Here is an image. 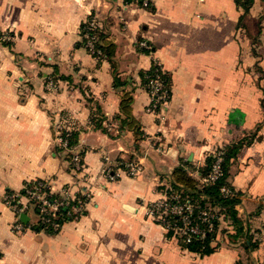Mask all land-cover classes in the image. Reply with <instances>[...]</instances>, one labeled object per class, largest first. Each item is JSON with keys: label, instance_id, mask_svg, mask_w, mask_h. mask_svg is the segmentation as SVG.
I'll use <instances>...</instances> for the list:
<instances>
[{"label": "crops", "instance_id": "obj_1", "mask_svg": "<svg viewBox=\"0 0 264 264\" xmlns=\"http://www.w3.org/2000/svg\"><path fill=\"white\" fill-rule=\"evenodd\" d=\"M126 1L0 0V264H235L242 254L264 264V0L247 10L237 0H152L147 8ZM90 12L113 43L109 58L81 44ZM153 65L169 77L162 119L146 110L142 74ZM46 76L55 90L44 88ZM58 116L85 149L94 192L77 219L51 233L33 208L23 221L3 197L33 180L56 193L79 188L55 143ZM233 146L226 186L243 231L223 210L221 241L200 256L148 208L173 185L189 188L176 169L199 188L213 152ZM104 154L138 162L140 171L120 165L110 179Z\"/></svg>", "mask_w": 264, "mask_h": 264}, {"label": "built area", "instance_id": "obj_2", "mask_svg": "<svg viewBox=\"0 0 264 264\" xmlns=\"http://www.w3.org/2000/svg\"><path fill=\"white\" fill-rule=\"evenodd\" d=\"M126 3H136L140 7H150L152 0H127ZM87 32L83 35L87 38L84 47L95 58L101 56V51L96 49L94 42L96 40L95 31L101 27L99 14L97 12H90L84 21ZM8 39L10 37H7ZM140 45L149 47L145 42ZM45 87L48 90H53L57 87L56 81L47 76ZM146 88L149 93V103L147 111L155 113L159 118H163V111L169 101V91L161 77L156 74L153 78H149ZM74 130L72 125L67 123L64 118L58 119L54 123L55 140L58 147L65 151L70 166L71 172L76 179L77 188L75 186H64L59 193L52 190L50 182L47 180H39L35 184L23 186V192H9L4 194L3 200L10 205L17 215L26 213L30 208H33L37 217L39 225L50 226L52 229L57 230L61 223L55 219L60 216V208L66 207V213L73 215V219H77L84 210V206L88 199L91 197V187L89 185V175L86 173L85 162L83 154L85 149L81 146L79 141L69 143V136ZM213 162L210 171L202 178L203 182L213 184L222 175V161L223 151L217 149L213 152ZM120 165H124L125 169L130 174H136L140 171V165L135 161H119L113 159L110 161L107 158V166L105 167V175L110 179H115L120 173ZM112 166H117L116 172ZM36 181V180H33ZM32 182V181H29ZM78 183V184H77ZM80 186H84L81 190ZM221 191L224 194L231 193V189L226 186H221ZM197 213L193 212V205L188 200L180 201L176 194L164 195L160 200L156 201L153 206L148 208L147 214L154 220H157L165 226L167 230L172 229L173 233L185 237L186 241L197 235L202 238L205 230L212 228L210 219L214 216L211 212V206L208 203L205 207L197 206ZM177 215L179 223L170 222L168 215ZM196 219V221H195ZM222 219V214L218 216ZM205 224L206 227L199 225ZM24 225L18 218L14 224L13 229L19 231L23 229ZM206 228V229H205Z\"/></svg>", "mask_w": 264, "mask_h": 264}, {"label": "trees", "instance_id": "obj_3", "mask_svg": "<svg viewBox=\"0 0 264 264\" xmlns=\"http://www.w3.org/2000/svg\"><path fill=\"white\" fill-rule=\"evenodd\" d=\"M237 3L241 6H243V8L245 10L248 9L251 0H237ZM86 33H91L90 31L87 32L86 30V25L83 23L82 27H81V44L82 46H84L87 38L83 35H85ZM95 35H96V40L94 42V46L96 49L101 51V56L100 57H110L112 55L113 52V43L109 42L107 40L104 39V33L102 30V27L98 28L95 31ZM145 74V75H144ZM156 74H158L161 79L163 80V82L165 83V86L167 88H169V77L166 75V73H164L161 68L158 65H153L152 68H150L148 71H146L145 73L142 74V79H143V84L144 87L146 88L147 86V82L149 78H153ZM144 75V76H143ZM116 82L117 84H121L122 82L119 80V78H116ZM130 100V97H128V95H126L124 102H128ZM95 125L103 128V126H101L100 123L97 122V119L95 121ZM77 141V133L72 131L70 136H69V143H74ZM236 147L233 146L232 149H229L227 151L221 149L223 151V161H222V175L217 179V181L213 184H209L207 182H203L199 183L200 187L198 188L196 185V181L187 176L184 171L179 168L176 169L178 175H180L181 177V181H183V183L185 185H187L189 188L188 189H181L178 186L173 185V187L166 189V195H172V194H176L179 198L180 201H185L188 200L189 202H191V204L193 205V212L194 214L197 213V206L199 205L200 207H205L208 203L210 204L211 208V212L214 214V216L210 219V222L212 223V228L210 230L206 229L205 230V234L202 238H200L197 235L192 236L189 241H186L185 237L180 236L178 238L179 240V244L181 247L195 252L197 254H199L200 256H204V255H208L211 254L215 251V249L218 247L219 243L218 242H214L215 238H216V233L218 230V225L220 222V219H218V216L221 214V212L224 210L225 211V215L229 216V218L231 219L233 225L236 227V231L239 233H242L243 231V223L242 221L238 218L237 216V212L236 209L234 207V203L236 202V197L234 195L229 194H224L221 191V186L222 185H226V162L228 160V158L232 154L235 152ZM213 157H211V159H209L206 168L203 170L202 172V177H204L211 168V164L213 162ZM39 180L36 181H32V182H26V185H32L35 184L36 182H38ZM20 192H23V188L20 190ZM204 195V196H203ZM222 205H226L225 208H221ZM215 206H219L220 208H216ZM68 208H64L61 207L60 208V216L58 218H56L55 220L58 221L59 223H63L69 220L73 219V215H68L66 213V210ZM168 219L170 222H176L177 224L179 223L178 221V216L177 215H172L169 214L168 215ZM196 221V219H195ZM199 225L206 227L205 224L200 223ZM41 228L45 229L48 232H54L55 230L52 229L50 226H42L40 225ZM173 233L172 229L168 230L167 235L171 236Z\"/></svg>", "mask_w": 264, "mask_h": 264}, {"label": "rangeland", "instance_id": "obj_4", "mask_svg": "<svg viewBox=\"0 0 264 264\" xmlns=\"http://www.w3.org/2000/svg\"><path fill=\"white\" fill-rule=\"evenodd\" d=\"M136 4V3H135ZM138 5V4H137ZM139 6V5H138ZM9 37H11V36H9ZM46 79H47V76L46 77H44V79H43V85H44V88H46L45 87V81H46ZM56 89V88H55ZM55 89H53V90H55ZM58 119H60V116H58V118L56 119V121L58 120ZM73 127V126H72ZM104 127L107 129V130H114V126H113V122L111 121V120H106L105 122H104ZM56 133L54 132V135H55ZM54 139H55V136H54ZM55 143L57 144V142H56V140H55ZM58 146V145H57ZM82 146V145H81ZM61 150V149H60ZM61 152H63L64 154H65V151H62L61 150ZM107 158L110 160V161H113V157H111L109 154H104L103 155V157H102V173L105 175V167L107 166ZM85 168H86V173H87V175H89V185H90V187H91V191H90V194L92 195V193L94 192V189H93V176H91L90 174H89V172H88V168H87V166L85 165ZM174 234V233H173ZM174 236H175V238L176 239H178L180 236L179 235H176V234H174ZM177 236V237H176ZM217 239V236H216V238H215V240H214V242H218V243H220V239L217 241L216 240ZM243 255V254H242ZM242 255H239V257L237 258V261H236V263L235 264H249L248 263V259H247V257L245 256V257H243ZM245 255V254H244Z\"/></svg>", "mask_w": 264, "mask_h": 264}, {"label": "water", "instance_id": "obj_5", "mask_svg": "<svg viewBox=\"0 0 264 264\" xmlns=\"http://www.w3.org/2000/svg\"><path fill=\"white\" fill-rule=\"evenodd\" d=\"M27 215L25 213L20 214V219L26 221Z\"/></svg>", "mask_w": 264, "mask_h": 264}]
</instances>
